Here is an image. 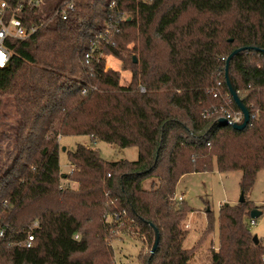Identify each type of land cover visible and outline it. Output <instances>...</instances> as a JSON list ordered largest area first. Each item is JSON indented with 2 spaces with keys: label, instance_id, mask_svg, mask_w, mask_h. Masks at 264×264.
Here are the masks:
<instances>
[{
  "label": "trees",
  "instance_id": "16d2710c",
  "mask_svg": "<svg viewBox=\"0 0 264 264\" xmlns=\"http://www.w3.org/2000/svg\"><path fill=\"white\" fill-rule=\"evenodd\" d=\"M68 4L67 19L55 14ZM116 20L120 31L101 48L131 72L127 86L96 52L85 58ZM32 23L41 27L8 40L11 57L0 68V264H100L83 258L96 248L111 263L106 212L121 213L122 231L149 245L151 224L159 230V246L142 264H190L195 247H184L182 223L193 209L175 200L180 180L216 165L240 171L246 194L264 169V0H46ZM243 47L230 75L251 118L236 130L219 119L240 110L225 66ZM68 135L134 146L138 158L107 161L79 144L63 173L59 140ZM255 208L246 197L221 205L211 264H264L262 238L247 222Z\"/></svg>",
  "mask_w": 264,
  "mask_h": 264
},
{
  "label": "rangeland",
  "instance_id": "374dc122",
  "mask_svg": "<svg viewBox=\"0 0 264 264\" xmlns=\"http://www.w3.org/2000/svg\"><path fill=\"white\" fill-rule=\"evenodd\" d=\"M132 45L130 43V47ZM108 62L115 70L121 72V85H129L132 74L130 71L122 69L123 62L114 56H110ZM9 111H12V107ZM12 118L14 122L17 121L14 115H12ZM59 142L61 147L60 169L63 173L71 171L72 165L69 162V152L76 150L79 144L97 149L102 158L107 161L122 159L134 161L138 158L137 147L122 148L104 141L93 142L89 135L62 136ZM241 177L242 173L240 171L222 173L214 165L212 171L187 174L178 183L176 187L177 196L184 195V201L193 209V212L189 213L182 223L183 228L188 232L184 247L187 249L195 247V255L190 264H211L212 248L217 250L220 246V207L225 202L231 204L239 202L242 193L240 187ZM71 185L77 187L75 183H71ZM150 185L151 180H148L145 188L149 189ZM245 197L257 207H260L259 209L262 211L256 223L250 227L253 234L264 237V169L258 172L253 187L245 194ZM209 214L213 218L212 232L204 237L207 233L205 229L209 224ZM250 220V217H248L247 222L249 223ZM122 228L123 225L115 232L110 231L107 236V242L113 249L111 263H107L100 254L94 253L97 248L92 249L89 256L83 258H94L100 264H142V261L150 255L153 244L149 245L143 239V236H139L137 232L124 233ZM91 240L94 241V239ZM1 264L10 263L2 259Z\"/></svg>",
  "mask_w": 264,
  "mask_h": 264
},
{
  "label": "built area",
  "instance_id": "2783aa9c",
  "mask_svg": "<svg viewBox=\"0 0 264 264\" xmlns=\"http://www.w3.org/2000/svg\"><path fill=\"white\" fill-rule=\"evenodd\" d=\"M46 0H0V68H5L11 57V49L8 44V40H25L30 38L34 33H36L41 26H37L32 23L33 12H41L42 8L45 6ZM73 8V4H68L66 7L61 6L56 11L55 14L61 12L63 18L67 19L68 10ZM122 21H110L103 31L98 35V41L92 43L90 50L85 54L87 61H90L92 57L96 54L100 58L105 59V69H114L109 62L108 58L113 55L105 54L101 48V44L109 43L113 35L120 31ZM141 91L144 92V87H141ZM225 117L229 123H241L244 119L243 112L241 110L237 111H227ZM178 201L184 200V195L177 196ZM125 213V211H124ZM249 226H252L256 223L257 219L250 218ZM104 221L110 226V231L115 232L116 229H119L124 221L123 216L119 212L114 213H105ZM38 223H34V226H37ZM6 231L0 229V237H4ZM80 235L76 234L75 239H79ZM264 243V237H261ZM34 235L28 234L27 239L23 242V245L27 248L33 245ZM264 261V256H263Z\"/></svg>",
  "mask_w": 264,
  "mask_h": 264
},
{
  "label": "water",
  "instance_id": "95a60500",
  "mask_svg": "<svg viewBox=\"0 0 264 264\" xmlns=\"http://www.w3.org/2000/svg\"><path fill=\"white\" fill-rule=\"evenodd\" d=\"M247 47H243V48H239V49H235L227 58L226 61V66H225V79H226V83L228 85L229 91H230V95L232 96L233 100L235 101V103L237 104V106L240 108V110L243 112L244 115V119L241 123H229V121L225 118V117H221L219 119L220 123L224 124V125H228L230 124L234 129L236 130H243L244 128L247 127L248 123L250 122V111L248 109V107L246 106V104H244V102L242 101V99L239 96L238 90L236 89L234 82L231 78L230 75V63H231V59L238 53H240L241 51L246 50ZM65 150V148H64ZM245 201V194L241 193V197L239 202H244ZM262 214V211L258 208H255L251 211V218L253 219H257L260 215ZM151 226L154 228L155 230V239H154V243L151 249V253L152 255L156 252L158 246H159V242H160V232L159 230L153 226L151 224Z\"/></svg>",
  "mask_w": 264,
  "mask_h": 264
}]
</instances>
